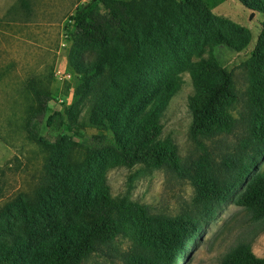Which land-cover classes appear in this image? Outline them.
Segmentation results:
<instances>
[{
	"label": "rangeland",
	"instance_id": "1",
	"mask_svg": "<svg viewBox=\"0 0 264 264\" xmlns=\"http://www.w3.org/2000/svg\"><path fill=\"white\" fill-rule=\"evenodd\" d=\"M50 1L55 2L52 5L56 11L48 18ZM67 1L0 0V12L25 17L33 13L35 25L42 30L50 23L51 34L43 37H50L54 43L52 50L35 52L34 59L29 58L28 52L26 59H9L23 52L4 51L7 58L1 60L0 66V242L19 248L20 264H38L56 233L72 234L69 228L78 222L77 211L100 183H105L115 198L137 201L147 205L152 213L167 216H177L187 209L195 193L190 180L168 169L141 164L119 166L108 152L90 153L79 147L75 130L87 136H109L112 132L89 121V112L100 91L90 86L98 79L71 66L70 51L76 31L74 20L69 17L87 11L97 4L96 0H72L71 6ZM199 1L207 9V17L199 19L192 11L185 21L177 20L179 16L174 14H170L172 19L162 16V23L157 21L151 31L155 41L148 48L145 61L133 69L127 64L121 66L113 74L117 86L101 91L107 93L109 100L124 92L127 104L133 103L122 106L125 112L140 100L151 101L168 83L161 110L160 139L176 145L184 168L199 167L203 173L209 162L218 163L223 154L232 151L243 137L244 128L238 124L228 136H191L187 99L193 92L192 65L212 58L231 74L237 100L226 111L240 120L247 109L249 87L243 63L257 42L263 16L253 9L254 0ZM162 27L171 35H157ZM220 39L229 46L219 44ZM91 51L89 47L82 48L84 60ZM199 77L216 81L213 75ZM38 95H46L49 100L42 122L36 124L38 140H32L27 134L30 127H35L33 114L39 105ZM98 106L94 112H98ZM69 117L77 119L78 129H67ZM256 163V172L264 176V156H256ZM241 189L229 193L215 207L179 264H220L242 245L248 246L256 257H264V220L252 218L234 203ZM117 245L123 251L128 243L120 239ZM83 264H120V260L98 255Z\"/></svg>",
	"mask_w": 264,
	"mask_h": 264
},
{
	"label": "trees",
	"instance_id": "2",
	"mask_svg": "<svg viewBox=\"0 0 264 264\" xmlns=\"http://www.w3.org/2000/svg\"><path fill=\"white\" fill-rule=\"evenodd\" d=\"M96 3L87 11L69 17L74 20L76 31L70 53L71 66L86 76L95 75L98 80L90 87L93 90L98 87L100 91L117 86L113 74L124 64L133 69L145 61L148 48L155 41L151 31L155 30L157 21L162 23V16L172 19L174 14L179 16L177 20L183 21L190 19L188 13L191 11L199 19L208 16L199 0L181 3L174 0H96ZM252 7L262 14L263 20L251 55L243 63L249 87L247 109L240 120L232 118L226 111L237 100L231 74L212 58L201 59L192 65L193 92L187 99L191 136H228L238 124L244 128L243 137L218 163L209 162L203 173L199 167L184 168L176 145L160 139L161 110L168 83L162 85L151 101L140 100L125 112L122 111V106L127 104L124 92L109 100L107 93L99 91L95 98L98 112H94V105L89 112V121L112 134L87 136L75 130L80 139L79 147L90 153L108 152L116 165L163 168L187 178L195 189L191 205L177 216L155 214L145 204L113 197L108 186L100 183L77 211L78 222L69 228L72 234L56 233L47 243L45 255L38 264H83L98 255L118 257L120 264H179L202 230L203 222L229 193L239 187L242 189L234 203L246 209L252 218L264 220V176L256 172V156H264V0H254ZM176 17L174 21H177ZM157 35L167 36L168 31L162 27V32ZM219 41V44L229 46L226 40ZM85 47L92 51L84 60L82 48ZM201 74L213 75L216 81H207L199 77ZM37 97L39 105L33 114L35 127H30L27 134L32 140H38L36 124L42 122L49 100L46 95ZM69 118L67 129H78L77 119ZM120 239L128 243L123 251L117 245ZM20 254L14 244L0 242V264H20ZM220 264H264V257H256L248 246L242 245Z\"/></svg>",
	"mask_w": 264,
	"mask_h": 264
},
{
	"label": "crops",
	"instance_id": "3",
	"mask_svg": "<svg viewBox=\"0 0 264 264\" xmlns=\"http://www.w3.org/2000/svg\"><path fill=\"white\" fill-rule=\"evenodd\" d=\"M71 6L72 0L67 1ZM63 3H66L65 0ZM54 1L48 2L47 16L50 18L54 11H56ZM52 13V14H51ZM35 17L32 13L25 17L23 14H15L10 16L5 12H0V66L3 65L1 60L7 58L3 55L4 51L23 52L21 56L14 54L9 59H26L25 52L29 53V58H35V52L52 50L51 38L45 39L44 34H51L50 23H47V28L43 30L35 25ZM34 63H32L33 65ZM3 144L0 143V149Z\"/></svg>",
	"mask_w": 264,
	"mask_h": 264
}]
</instances>
